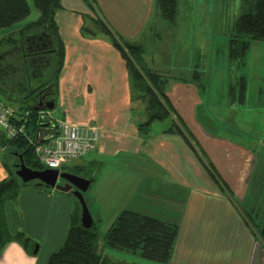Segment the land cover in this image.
I'll return each mask as SVG.
<instances>
[{"label":"crops","instance_id":"obj_1","mask_svg":"<svg viewBox=\"0 0 264 264\" xmlns=\"http://www.w3.org/2000/svg\"><path fill=\"white\" fill-rule=\"evenodd\" d=\"M101 6L109 19L117 18L114 23H110V27L119 29L124 40L141 45L144 53V42L138 35L145 34L148 29L152 32V18L160 17L157 0H102ZM59 17L58 12L56 20L65 54L62 69L55 80L54 93L49 95L47 92L46 100H42L38 94L28 104L37 105L35 102L40 97L45 105L42 113H48L49 117L57 121H78L72 111L69 112L71 107H78L86 118L91 113L94 124L99 127L100 137L96 148L80 157L82 162L76 164L80 166L78 171L96 164L99 175L97 193H105V197L112 202L114 199L120 202L124 199V209L178 225L177 241L168 264H235L234 261L231 263L230 256L208 257L207 249L211 247L217 253L232 250L236 253L241 248L250 250L253 252L252 259L244 260L243 264H263L262 69L257 70L260 72L257 80L256 72L252 74L250 70H240L233 78L223 80L224 85L227 84V90L223 91L226 93L224 98L215 85L214 70L210 71L209 77L198 71V78L195 75L193 79L178 78L169 81L167 94L190 129L195 150L182 135L167 132L169 126L163 128L154 125L159 120L153 123L149 131L140 128L147 117L145 104L141 105L142 100L136 97L137 91L126 57L111 36H105L106 32L99 31L104 37H86L77 26V35L72 38L66 33ZM62 19L64 20L63 15ZM15 24V27L12 25L0 29V43L10 34L19 38V31L27 25L20 22ZM42 34L37 35L38 42L32 34L25 39L11 40L6 46L0 44V68H5L6 73H10L7 76L9 82L10 77L17 73L12 70L10 61H19L18 72L20 70L23 76L24 70L20 66L23 55L26 57L25 48H40L42 44L39 42L45 43V36ZM154 34L156 35L155 31ZM116 36L119 37L117 34ZM38 64H41L39 58L36 62L30 61L34 72L32 76L28 73L31 76L29 83L34 86L44 78V70L41 71L44 68L40 69ZM239 66L241 67L240 63ZM49 71L47 68V77ZM240 77H244L247 83L242 102L238 97L234 98L230 91L231 84L236 83ZM8 81L1 85L9 89ZM7 92L6 98L0 95V100H6L13 109L19 104L17 99L26 95L15 87H10ZM53 103L54 106L49 108L48 105ZM56 107L58 113L54 111ZM143 107V114H139L141 110L136 109ZM16 116L20 118L18 113ZM176 118L177 116L166 119L172 122ZM230 127L235 131L227 129ZM221 129H225V132H220ZM51 133L54 131H43V141ZM34 137V134L30 135L29 140L32 142ZM40 137L41 134L38 139ZM6 151L5 147H0V181L10 174ZM68 163L64 165H68L70 170L76 167ZM108 167L109 175L103 176L109 170ZM89 178L91 187L96 176ZM53 190L24 186L17 199L6 201L5 214L10 230L25 232L33 239V243L26 247L17 241L10 242L0 253V264H47L51 253L62 246L70 225L74 209L72 207L75 206L69 191ZM188 221L191 228L184 234L182 229ZM257 232L260 233L262 242L254 241ZM237 236H242V240L232 244L231 237ZM42 237L46 239L44 246L40 240ZM198 237L200 241L197 240ZM37 240L40 242L35 249ZM198 243L202 246L201 251ZM258 246H261L262 251L260 259L255 254ZM141 261L143 264H161L149 259ZM123 263L129 264L126 260Z\"/></svg>","mask_w":264,"mask_h":264},{"label":"trees","instance_id":"obj_2","mask_svg":"<svg viewBox=\"0 0 264 264\" xmlns=\"http://www.w3.org/2000/svg\"><path fill=\"white\" fill-rule=\"evenodd\" d=\"M179 1L157 0L160 15L164 19L175 23L179 15ZM34 4L39 9L40 16L19 31V38L25 39L33 34L38 42L37 35L43 33L45 43H43L44 41L39 42L42 44V46H39L40 48H31V50L25 48L26 57L23 55V63L20 66L24 70L23 76L20 70L18 72V60L10 61L12 70L18 73L10 77L11 82L7 78L10 73L8 71L6 73L5 68H0L2 73L0 74V95L3 98H6L7 90L10 87L19 88L26 93V95L21 96L20 100L17 99L19 104L17 103L18 106L14 108L15 115L13 117L16 124L25 125V131L14 137H9L6 131L0 128V147L7 149L6 159L8 160L10 173L9 177L0 181V253L12 241L20 242L26 247L33 243V239L25 232L10 230L5 214V203L8 200L17 199L20 190L31 183H24L17 175L16 171L18 164L21 162V155H23L24 161L29 167L34 169L47 167L35 153V141L32 140L31 142L29 140L30 135L34 134V138L38 139V135L41 134L39 140L43 142V131L57 132L58 129L57 120L49 117L46 112L42 113L45 105L40 104V100H36L37 105L28 103L30 99L36 98L41 91L48 92L49 95L54 93L55 80L62 69L65 54L62 36L56 20V13L62 7V2L61 0H34ZM30 13L29 0H0V29L26 19ZM104 26L105 24L102 26L103 29L105 28L109 33L110 30ZM111 37L126 57L133 85L137 91L136 97L145 104L147 118L140 124V128L149 131L155 121L164 120L172 114H176L177 120H172L166 131L181 134L190 146L197 150L192 142L193 136L190 129L174 108L167 94L170 80L145 64L141 45L123 40L113 33ZM19 38L10 34L0 44L6 46L11 40L17 41ZM253 39L264 40V0H243L241 13L236 21L235 33L229 41L230 61L238 60L240 64L245 63ZM37 58L41 62V64H38L40 69L44 68L41 69V71L44 70V78L40 79L34 86L29 83V77L34 72L31 69L30 61L36 62ZM47 68L50 70L49 77L46 76ZM28 73L31 76H28ZM199 76L196 74V78ZM6 80L9 83V89L1 85ZM246 89V79L240 77L236 83L231 84L230 91L234 98L238 97V100L242 102L245 99ZM4 102L9 105L6 100ZM17 113L20 118H17ZM68 167V165H63L61 169L70 170ZM78 168L80 166L76 165L70 171L76 173L79 170ZM34 183L37 187L45 186L46 191L52 190V187L40 181H34ZM77 203L78 205L71 213L65 241L58 250L51 253L47 264H116L109 256L104 255L99 250L100 232L97 221L94 219V224L90 228L82 225V207L80 202ZM178 229V225L173 222L125 209L108 229L106 246L127 251H140V255L145 259L168 264L173 256ZM261 234L264 238V229H262ZM121 264L128 263L122 262Z\"/></svg>","mask_w":264,"mask_h":264},{"label":"rangeland","instance_id":"obj_3","mask_svg":"<svg viewBox=\"0 0 264 264\" xmlns=\"http://www.w3.org/2000/svg\"><path fill=\"white\" fill-rule=\"evenodd\" d=\"M61 2L62 7L59 8L60 11L58 10L57 13H60L59 18L63 21L65 31L72 38L77 35V26H79V30L84 36L94 35L104 37L102 34L100 35L98 33L99 31H104L107 33L104 34L105 36H111L113 33L115 35L117 34L119 38L122 37L119 29L110 27V23H114V20L117 18L109 19L106 12L102 10V0H61ZM242 3L243 0H180L179 15L175 23L164 19L160 15L158 19L152 18V32L148 29L145 34L138 35L139 38L143 39L142 42H144L143 46L145 47V52L143 54L147 58L145 59L144 57L145 64L167 77L171 82L178 78L193 79L198 71L204 73L205 77H209L210 71L214 70V78H216L215 85L221 91L222 98L226 95L223 91L227 90V84L224 85L223 80L233 78V75H236L240 70H243V72L250 70L249 72H252V74L255 71L257 80L260 75V72L257 70L262 69L263 75L261 82L264 83V40H252L251 48L245 59V65L241 64L240 67L238 60L230 61L229 58V41L231 36L235 33L236 21L241 13ZM29 4L31 6V13L26 19L20 21L22 24L35 21L40 16V11L35 6L34 0H29ZM62 15L64 16V20L62 19ZM103 24H105L104 27L110 30L109 33L105 28L103 29ZM14 25L16 24H13V27H15ZM253 87L255 88L256 86L254 85ZM261 97L262 100H264V92ZM82 104L83 102L79 103V105ZM140 104L143 105L144 102L140 101ZM68 110L69 112L72 111L75 115V119L78 118L79 120L75 122L70 119H65L66 121L80 125L94 124L91 113H89L86 118L84 114L80 113L78 107H71ZM136 110H141L139 114H143L144 107ZM54 111L58 113V107H56ZM176 116L177 115L172 114L170 117L175 118ZM173 120H177V118ZM171 123L169 119H165L155 122L154 125L165 128L168 126L170 127ZM228 126L229 125H227V127ZM227 129L235 131L232 127ZM220 132H225V129H221ZM81 162L82 158H78L69 163L71 166H74ZM97 168L98 166L96 164H91L76 173L88 178L90 176H96L92 186L85 192V198L93 217L99 224V250L102 251L104 255L109 256L116 264H121L125 260L129 262V264H133V262L143 264L141 260L145 258L143 259L140 255V251H127L106 246V233L117 216L125 210L126 203L124 199L121 202L114 199V202H112L109 198L105 197V193H97L99 189ZM108 168L109 170L105 171L103 176L109 175L110 167ZM63 181L62 178L59 179V182ZM27 186L37 188L34 182L29 183ZM39 188L46 189L43 185ZM53 191L60 192L61 190L54 189ZM69 195H71L73 199V206L76 207L78 205L77 202H79L78 197L72 191H69ZM234 207V209L238 211L237 207ZM186 224L182 229L184 234H187L191 228L189 221ZM234 226H236V224H234ZM27 228L30 230L29 227ZM257 233L258 234L254 236V241L256 240L258 243L262 242L260 233ZM40 240L44 246L46 239L42 237ZM197 240L200 241V238L198 237ZM230 240L233 241L232 244H237L239 240H242V236L231 237ZM39 242L40 241L37 240L35 249H37ZM249 246L250 243L248 244V247ZM198 247L201 251L202 246L200 243H198ZM260 249L261 246H258L255 251L258 259H260V254L262 253ZM200 253L202 254V252ZM218 255H225V258L230 256L231 263L234 261L235 264H243L244 260L249 261L252 259L253 252L241 248L236 253L233 250L225 253H217L215 248L213 249L211 247L207 249L208 257L215 258ZM221 264H223V262ZM257 264H260V262Z\"/></svg>","mask_w":264,"mask_h":264},{"label":"built area","instance_id":"obj_4","mask_svg":"<svg viewBox=\"0 0 264 264\" xmlns=\"http://www.w3.org/2000/svg\"><path fill=\"white\" fill-rule=\"evenodd\" d=\"M15 110L0 100V128L9 137H14L25 131V125L16 124L13 120ZM57 132L51 133L45 141L34 147L38 158L47 167L62 168L65 163L78 159L96 148L100 130L96 124L80 125L65 119L57 121Z\"/></svg>","mask_w":264,"mask_h":264},{"label":"water","instance_id":"obj_5","mask_svg":"<svg viewBox=\"0 0 264 264\" xmlns=\"http://www.w3.org/2000/svg\"><path fill=\"white\" fill-rule=\"evenodd\" d=\"M40 103H42V100ZM53 106L54 103L48 105L49 108H52ZM39 142L40 140L37 139V143ZM16 172L24 183L40 181L54 189L61 191H72L78 197L79 202L81 203L82 225L86 228L93 226L94 217L85 198V192L89 189L91 178L81 176L75 172L65 171L61 168L46 167L44 169H34L25 163L23 155H21V162ZM60 178L66 181L59 182Z\"/></svg>","mask_w":264,"mask_h":264},{"label":"flooded vegetation","instance_id":"obj_6","mask_svg":"<svg viewBox=\"0 0 264 264\" xmlns=\"http://www.w3.org/2000/svg\"><path fill=\"white\" fill-rule=\"evenodd\" d=\"M43 90V89H42ZM40 97H41V99L43 100V99H45V97H46V93H44V91H41L40 93ZM40 97H39V100L41 101V99H40ZM46 100V99H45ZM44 100V101H45ZM45 102H48V101H45ZM43 103V102H42ZM49 103V102H48ZM48 103H45L46 105L48 104ZM44 115H46V114H44ZM66 180H64L63 182H65Z\"/></svg>","mask_w":264,"mask_h":264}]
</instances>
